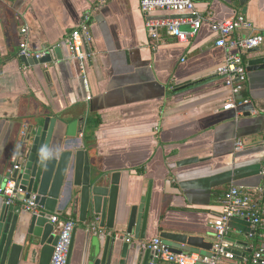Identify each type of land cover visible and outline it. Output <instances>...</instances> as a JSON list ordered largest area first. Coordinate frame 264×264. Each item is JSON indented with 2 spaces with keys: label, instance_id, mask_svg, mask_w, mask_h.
<instances>
[{
  "label": "crops",
  "instance_id": "obj_1",
  "mask_svg": "<svg viewBox=\"0 0 264 264\" xmlns=\"http://www.w3.org/2000/svg\"><path fill=\"white\" fill-rule=\"evenodd\" d=\"M140 1H0V186L12 177L20 138L39 118L62 116L67 126L79 121L76 142L91 153L96 170L121 173L119 216L129 215L150 195L145 240L125 235V243L141 247L162 233H180L213 244L211 222L222 212L224 194L232 185L252 189L262 183L264 69L248 71L241 96L251 102L224 110L232 92L216 70L226 53L215 46L210 24L244 15L253 29H238L236 34L264 36V0H195L210 21L187 43L163 33L156 50ZM86 13L92 15V55L82 69L67 47L57 46ZM153 16L188 18L175 13ZM23 41L33 53L50 51L52 61L23 63ZM261 57L264 42L245 61L249 65ZM189 81L202 82L180 89ZM239 141L243 145L237 150ZM15 207H22L20 200ZM71 208L59 198L52 216L76 221L70 264H81L85 232L78 207ZM124 230H118V238ZM253 233L246 221H232L227 242L240 256L221 264H242V258L264 247L262 233L250 237ZM166 243L203 257L211 251Z\"/></svg>",
  "mask_w": 264,
  "mask_h": 264
},
{
  "label": "water",
  "instance_id": "obj_2",
  "mask_svg": "<svg viewBox=\"0 0 264 264\" xmlns=\"http://www.w3.org/2000/svg\"><path fill=\"white\" fill-rule=\"evenodd\" d=\"M20 60L33 66L51 62L52 56L49 53L41 60L22 56ZM257 69H264V57L249 62L248 71ZM200 82H185L180 89L186 90L200 85ZM65 122L66 118L62 116L39 118L17 143L18 169L14 170L12 178L23 190L19 200L37 196L38 206L44 210L38 214L26 212L22 207L5 204L0 198V264H50L63 227V222L56 225L51 222L59 198H62L63 206L71 205L72 210L76 206L79 210V220L85 232L81 264H149L150 251L131 247L124 240L125 235L133 234L135 239L145 240L150 195L143 197L140 205L133 206L129 215L119 216L121 173L108 175L96 170L91 153L76 142L79 121L68 126ZM65 128L67 132H64ZM91 224H95V230L91 229ZM124 227L123 235L118 238V230ZM77 229L73 234L68 264ZM161 238L204 251L213 247L199 236L162 233ZM234 253L240 256L239 251Z\"/></svg>",
  "mask_w": 264,
  "mask_h": 264
},
{
  "label": "built area",
  "instance_id": "obj_3",
  "mask_svg": "<svg viewBox=\"0 0 264 264\" xmlns=\"http://www.w3.org/2000/svg\"><path fill=\"white\" fill-rule=\"evenodd\" d=\"M4 1V0H0ZM140 7L143 14L148 17L146 30L152 43L151 47L156 50L159 43L163 42V33L177 42L187 43L200 31L205 22H209L210 14H203L197 10L195 0H141ZM157 13H175L187 15L188 18H158L153 16ZM92 15L86 13L81 24L57 47H67L71 59L78 61L82 69L91 57L90 45L92 42L91 29ZM184 27H188L186 30ZM210 28L216 35L215 46L222 48L226 57L224 62L217 68L216 74L224 79L225 85L231 89V97L223 105L224 110L237 109L251 101L241 94L249 80L248 65L245 56L253 49L259 48L264 42L261 34L241 36L238 29L252 30L253 26L244 15L219 22H211ZM26 29L22 32L26 33ZM50 51L33 53L26 41L21 43L20 56L41 60ZM87 81L84 84L87 88ZM242 142L237 143V150L242 148ZM16 159L13 161L11 173L17 170ZM262 183L255 188L246 189L232 185L221 199L222 212L212 220L214 243L209 256H202L194 252L177 253L161 237H155L150 241L142 243L141 248L151 252L149 264H221L224 261L234 262L237 259L234 250L228 245V237L231 231V222L241 219L249 223L254 230L250 237H255L256 231L264 236V167L260 170ZM23 193L20 184L12 177L8 178L0 186V198L7 205L15 206L19 202V195ZM21 206L26 212L38 214L43 211L39 207L37 196L30 199L20 200ZM51 222L58 224L63 222L59 239L54 247L50 264H68V256L72 245L73 234L77 223L73 218L61 221L58 216H52ZM96 228L95 224L90 225ZM130 241V239L128 240ZM242 264H264V247L254 250L250 257L241 259Z\"/></svg>",
  "mask_w": 264,
  "mask_h": 264
},
{
  "label": "trees",
  "instance_id": "obj_4",
  "mask_svg": "<svg viewBox=\"0 0 264 264\" xmlns=\"http://www.w3.org/2000/svg\"><path fill=\"white\" fill-rule=\"evenodd\" d=\"M70 218V217H69Z\"/></svg>",
  "mask_w": 264,
  "mask_h": 264
}]
</instances>
